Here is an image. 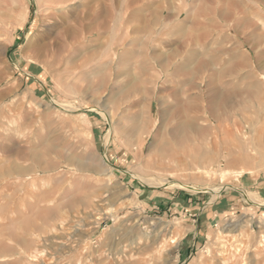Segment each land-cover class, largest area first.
Masks as SVG:
<instances>
[{"label":"rangeland","instance_id":"obj_1","mask_svg":"<svg viewBox=\"0 0 264 264\" xmlns=\"http://www.w3.org/2000/svg\"><path fill=\"white\" fill-rule=\"evenodd\" d=\"M263 182L264 0H0V264H264Z\"/></svg>","mask_w":264,"mask_h":264},{"label":"bare ground","instance_id":"obj_2","mask_svg":"<svg viewBox=\"0 0 264 264\" xmlns=\"http://www.w3.org/2000/svg\"><path fill=\"white\" fill-rule=\"evenodd\" d=\"M124 7H125V5H124ZM129 7V6H128ZM116 10V9H115ZM114 10V11H115ZM128 10V9H127ZM131 10V9H130ZM113 11V12H114ZM122 12V11H121ZM125 13H126V9H125ZM115 14V13H114ZM123 15V14H122ZM131 15H132V13H131ZM126 16V15H125ZM114 17V16H113ZM123 17H124V15H123ZM126 18V17H125ZM114 19V18H113ZM132 19V18H131ZM134 20H135V18H133ZM104 115V114H103ZM188 122V121H187ZM192 124V123H191ZM190 124V125H191ZM191 127H196V126H192L191 125ZM189 130H192V129H190V127H189V125L188 124H186V123H182V125L179 127V131H178V136H179V141L175 144V145H177V146H182V145H184V143L185 142H188V140H189V137L187 136L188 135V133H190L191 131H189ZM197 130V128H195V131ZM176 131V130H175ZM174 134V133H173ZM174 137H176V136H174ZM162 151V150H161ZM165 151H162V153H164ZM161 153V154H162ZM186 156V155H185ZM188 156V155H187ZM197 156V155H196ZM168 158L169 157H167L166 155H161L160 157H159V159H158V161H159V163H162V162H164V161H167V162H165V163H170V162H173V161H175V163L178 165V167H180V166H183V167H185L184 165H183V160H181V159H179V158H175V157H173V159L171 160V157H170V159L168 160ZM191 158V160H190V164L192 165L193 163L195 164V158H197V157H195V156H191L190 157ZM189 158V159H190ZM188 159V158H187ZM202 159V158H201ZM207 159V158H206ZM187 164V163H186ZM160 166V165H159ZM165 166V165H164ZM188 166V165H187ZM179 170H185V169H179ZM194 171H196V170H194ZM237 174H242L241 172H239V173H237ZM238 177V176H237ZM146 179V178H145ZM156 179V178H155ZM141 180V179H140ZM153 180V179H152ZM144 181V180H143ZM163 181V180H162ZM147 182V181H146ZM148 182H149V180H148ZM158 182V181H157ZM165 182V180L163 181V182H161L162 184ZM145 183V182H144ZM149 183H152V181L150 180V182ZM154 183V182H153ZM155 184V183H154ZM160 184V183H159ZM152 185V184H151ZM174 185H176V184H174ZM173 185V183H166L165 184V187H171V186H174ZM158 186H161V185H158ZM177 186V185H176ZM219 191V190H218ZM212 192H213V190H212ZM32 258H35V256H33Z\"/></svg>","mask_w":264,"mask_h":264},{"label":"crops","instance_id":"obj_3","mask_svg":"<svg viewBox=\"0 0 264 264\" xmlns=\"http://www.w3.org/2000/svg\"><path fill=\"white\" fill-rule=\"evenodd\" d=\"M262 185H261V189H263L264 190V182L263 183H261Z\"/></svg>","mask_w":264,"mask_h":264}]
</instances>
